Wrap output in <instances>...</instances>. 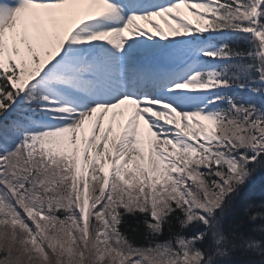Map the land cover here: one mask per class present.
Returning a JSON list of instances; mask_svg holds the SVG:
<instances>
[{"label":"snow or ice","instance_id":"1","mask_svg":"<svg viewBox=\"0 0 264 264\" xmlns=\"http://www.w3.org/2000/svg\"><path fill=\"white\" fill-rule=\"evenodd\" d=\"M0 264H264V0H0Z\"/></svg>","mask_w":264,"mask_h":264},{"label":"trees","instance_id":"2","mask_svg":"<svg viewBox=\"0 0 264 264\" xmlns=\"http://www.w3.org/2000/svg\"><path fill=\"white\" fill-rule=\"evenodd\" d=\"M260 184H261L260 177H257L255 181V187L251 193L255 198H259L262 195Z\"/></svg>","mask_w":264,"mask_h":264}]
</instances>
